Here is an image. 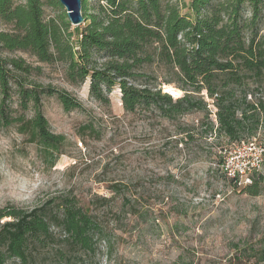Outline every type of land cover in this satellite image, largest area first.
<instances>
[{
  "label": "trees",
  "instance_id": "obj_1",
  "mask_svg": "<svg viewBox=\"0 0 264 264\" xmlns=\"http://www.w3.org/2000/svg\"><path fill=\"white\" fill-rule=\"evenodd\" d=\"M45 8L54 16L46 17ZM81 15L83 24L71 27L57 0H0V126H14L50 166L66 139L51 131L42 101L54 98L65 112L81 103L33 80L41 67L10 53L62 66L65 81L73 87L88 81L90 98L100 104L118 88L127 113L151 112L170 123L204 113L205 140L239 143L264 128V0H81ZM169 85L183 95L173 99L163 92ZM202 92L215 108V123ZM12 94L30 117L10 114ZM254 175L243 187L250 196L260 192ZM124 187L110 189L120 194L121 210L134 216L136 199ZM93 212L65 193L34 207H0V264H88L97 244L107 240V228ZM257 259L264 264V250Z\"/></svg>",
  "mask_w": 264,
  "mask_h": 264
},
{
  "label": "rangeland",
  "instance_id": "obj_2",
  "mask_svg": "<svg viewBox=\"0 0 264 264\" xmlns=\"http://www.w3.org/2000/svg\"><path fill=\"white\" fill-rule=\"evenodd\" d=\"M45 16H54L53 10L45 8ZM259 35H264V22ZM8 55L41 67L33 80L66 90L81 108L65 112L54 98L42 101L51 131L66 139L53 166L14 126H0V207H34L60 193L88 203L107 228V240L97 244L88 264H262L257 255L264 250V165L254 175L258 195L235 187L217 165L222 153L238 142L205 140L204 113L192 112L171 123L151 112L127 113L116 87L109 103L100 104L90 98L88 81L81 87L69 85L62 66L39 64L22 52ZM169 86L179 92L169 93L173 99L183 95ZM200 96L215 123L212 101L205 92ZM7 103L11 115L31 116L22 111L16 95ZM255 138L264 146V128ZM115 183L136 199V215L121 210L120 194L110 189Z\"/></svg>",
  "mask_w": 264,
  "mask_h": 264
},
{
  "label": "built area",
  "instance_id": "obj_3",
  "mask_svg": "<svg viewBox=\"0 0 264 264\" xmlns=\"http://www.w3.org/2000/svg\"><path fill=\"white\" fill-rule=\"evenodd\" d=\"M264 165V146L256 143V138L241 141L222 153L217 165L220 173L233 179L237 187L249 185L255 173Z\"/></svg>",
  "mask_w": 264,
  "mask_h": 264
},
{
  "label": "water",
  "instance_id": "obj_4",
  "mask_svg": "<svg viewBox=\"0 0 264 264\" xmlns=\"http://www.w3.org/2000/svg\"><path fill=\"white\" fill-rule=\"evenodd\" d=\"M64 9L71 26L77 27L83 24L81 15V0H57Z\"/></svg>",
  "mask_w": 264,
  "mask_h": 264
},
{
  "label": "bare ground",
  "instance_id": "obj_5",
  "mask_svg": "<svg viewBox=\"0 0 264 264\" xmlns=\"http://www.w3.org/2000/svg\"><path fill=\"white\" fill-rule=\"evenodd\" d=\"M165 91L174 95V96H177L178 95V91H176L174 88H172L171 86H165Z\"/></svg>",
  "mask_w": 264,
  "mask_h": 264
}]
</instances>
